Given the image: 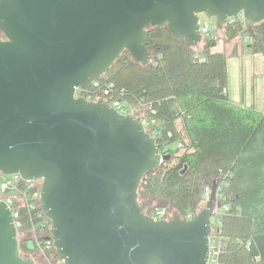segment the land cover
Segmentation results:
<instances>
[{
    "label": "water",
    "instance_id": "1",
    "mask_svg": "<svg viewBox=\"0 0 264 264\" xmlns=\"http://www.w3.org/2000/svg\"><path fill=\"white\" fill-rule=\"evenodd\" d=\"M201 13L220 31L240 15L253 39L264 0H0V174L40 180L48 238L63 264H207L221 207L216 183L191 218H153L138 188L171 154L136 114L74 96L125 50L150 62V27L197 46ZM0 264H36L22 256L1 199Z\"/></svg>",
    "mask_w": 264,
    "mask_h": 264
},
{
    "label": "trees",
    "instance_id": "2",
    "mask_svg": "<svg viewBox=\"0 0 264 264\" xmlns=\"http://www.w3.org/2000/svg\"><path fill=\"white\" fill-rule=\"evenodd\" d=\"M253 30L251 51L264 54V21ZM221 31L226 40L245 33L243 18L232 17ZM217 42L191 47L165 26L150 27L145 44L151 61L134 62L125 50L88 89L107 90L108 98L125 104H147L158 121L156 142L171 155L139 185L146 212L162 208L186 218L202 207L203 188L215 182L218 202L228 207L213 224L218 262L264 264V112L230 100L226 56L215 49ZM179 141L181 151L169 148ZM24 217L29 227L25 210Z\"/></svg>",
    "mask_w": 264,
    "mask_h": 264
},
{
    "label": "built area",
    "instance_id": "3",
    "mask_svg": "<svg viewBox=\"0 0 264 264\" xmlns=\"http://www.w3.org/2000/svg\"><path fill=\"white\" fill-rule=\"evenodd\" d=\"M198 24L202 41H217L220 39V30L217 29L213 18L202 20L199 17ZM93 84H95V82ZM89 87H75L74 96H83L88 100H97L99 98H103L105 102L122 114L134 113L137 115L144 128L152 136L156 137V126L158 125V121L151 118L146 112L147 104H125L116 98H108L107 90H104L103 93L97 94L91 92L88 89ZM127 109H130L131 111H128ZM176 146L178 148H182L183 144L179 141L176 143ZM40 186V180H23L19 174H0V199L5 201L11 210L14 225L17 230L18 241L26 244L29 243V241H33L34 244H36L38 251H43L46 248L54 249V247L52 244V239L48 238L51 222L43 214L40 207ZM210 187L205 186L203 188L204 201L210 194ZM227 209L228 207L226 205H221V207L217 210V215L221 211ZM23 210L26 211L27 219L31 223L29 227L25 226ZM146 213L155 219H168L172 217V214L168 215L165 209L162 208H156L151 210L149 213ZM191 217V214H189L186 218ZM210 239L211 246L207 264H220L217 259L218 250L214 245V240L216 237L211 235ZM59 262L63 264L61 260Z\"/></svg>",
    "mask_w": 264,
    "mask_h": 264
},
{
    "label": "crops",
    "instance_id": "4",
    "mask_svg": "<svg viewBox=\"0 0 264 264\" xmlns=\"http://www.w3.org/2000/svg\"><path fill=\"white\" fill-rule=\"evenodd\" d=\"M251 38L242 33L226 40L220 31L215 49L226 56L227 91L233 103L264 112V54L253 53ZM217 193V200H218ZM216 218H213V224Z\"/></svg>",
    "mask_w": 264,
    "mask_h": 264
},
{
    "label": "rangeland",
    "instance_id": "5",
    "mask_svg": "<svg viewBox=\"0 0 264 264\" xmlns=\"http://www.w3.org/2000/svg\"><path fill=\"white\" fill-rule=\"evenodd\" d=\"M199 17L202 19V20H208L210 19L211 17L204 14V13H201L199 15ZM199 46V45H198ZM128 111H131L130 109H127ZM179 127H181V123L179 122ZM183 142V141H182ZM169 148L170 149H175L177 148L176 146V143H172L169 145ZM182 149L179 148V151H181ZM205 202V201H204ZM204 206V203L203 205ZM199 210V209H198ZM197 210V211H198ZM197 211L193 212L191 214V216H193ZM54 249H51V248H46L44 249L43 251H38V252H35V253H31L29 254L28 257H31L35 260L36 264H61V262H59V258L55 255V250L54 252L52 251Z\"/></svg>",
    "mask_w": 264,
    "mask_h": 264
},
{
    "label": "flooded vegetation",
    "instance_id": "6",
    "mask_svg": "<svg viewBox=\"0 0 264 264\" xmlns=\"http://www.w3.org/2000/svg\"><path fill=\"white\" fill-rule=\"evenodd\" d=\"M20 249H21V254L23 257H28L29 254L38 252L36 244H34L33 241H29V247L26 245V243H24L23 247Z\"/></svg>",
    "mask_w": 264,
    "mask_h": 264
}]
</instances>
